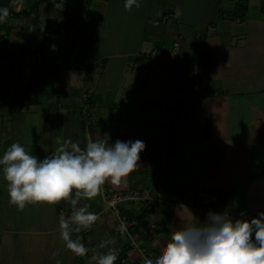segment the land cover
Masks as SVG:
<instances>
[{
    "label": "crops",
    "instance_id": "crops-1",
    "mask_svg": "<svg viewBox=\"0 0 264 264\" xmlns=\"http://www.w3.org/2000/svg\"><path fill=\"white\" fill-rule=\"evenodd\" d=\"M0 1L10 9L0 23V154L20 142L42 159L65 138L84 146L104 132L145 142L122 184L105 182L96 197L79 201L99 216L88 237L71 233L89 249L82 257L59 236V217L71 206L18 209L0 172V264H96L92 257L109 249L115 264H144L189 213L203 221L209 210L244 219L264 211V0H249L237 19L239 0H138L130 9L125 0H68L61 8L43 1L36 11L42 0ZM31 76V102L9 115L10 99ZM107 188L152 198L121 205L136 228L155 225L138 239L143 252L126 263L128 241L116 232ZM199 192L216 201L196 207Z\"/></svg>",
    "mask_w": 264,
    "mask_h": 264
},
{
    "label": "clouds",
    "instance_id": "clouds-1",
    "mask_svg": "<svg viewBox=\"0 0 264 264\" xmlns=\"http://www.w3.org/2000/svg\"><path fill=\"white\" fill-rule=\"evenodd\" d=\"M64 0L56 5L61 8ZM139 6L138 0H125V9ZM8 15L0 8V23ZM141 139L113 141L108 132L89 139L84 146L65 138L55 151L42 159L13 142L0 154V172L6 182L10 204L23 209L29 203L55 205L61 201L71 206V214L59 217V236L65 247L76 256L88 253V247L72 232L90 228L99 216L88 204L77 206L81 199L90 200L105 182L120 185L139 167ZM243 216V213L241 214ZM101 242V247L106 244ZM159 242L154 240L153 245ZM55 255V253H53ZM96 264H115V249L94 255ZM144 264H264V211L251 219L233 218L227 212L209 210L201 221L191 213L182 218L166 244Z\"/></svg>",
    "mask_w": 264,
    "mask_h": 264
},
{
    "label": "built area",
    "instance_id": "built-area-1",
    "mask_svg": "<svg viewBox=\"0 0 264 264\" xmlns=\"http://www.w3.org/2000/svg\"><path fill=\"white\" fill-rule=\"evenodd\" d=\"M181 49V41L178 39L174 41L172 49L167 53L168 57H174L178 55ZM156 52L152 54L155 57ZM87 96H85V108L84 111L89 109V104L87 103ZM152 198L148 193L139 191H118L113 188H107L105 190V202L108 205L109 210L118 217V223L116 225V232L122 236H125L128 241V249L125 251V257L121 259L122 263H126L127 259L132 255L133 252H143V250L138 247V239L140 236L148 232L155 231V225L150 222H142L141 227L136 228V223L134 221H128L121 216V205L124 203H135V202H146L151 201ZM216 201V197L208 192H199L195 198L196 207H206ZM84 237H88L90 228L81 229ZM1 237V234H0ZM120 252V251H119Z\"/></svg>",
    "mask_w": 264,
    "mask_h": 264
},
{
    "label": "trees",
    "instance_id": "trees-1",
    "mask_svg": "<svg viewBox=\"0 0 264 264\" xmlns=\"http://www.w3.org/2000/svg\"><path fill=\"white\" fill-rule=\"evenodd\" d=\"M43 1H47V2H58V0H42L39 2H36L32 9L34 11L37 10L38 5L43 2ZM68 0H64V3L67 2ZM248 2L249 0H239V2L237 3L236 7H235V11L231 14L233 16V18H243L245 16V13L247 11V7H248ZM8 4H6L5 1H0V8H7L8 12L10 11L9 6H7ZM10 69L12 72V75L16 78L20 77L21 72L19 70V68H16L15 63H14V58L10 59ZM37 84H36V80L33 76L30 77L29 81L22 85L20 88V92L17 96L13 97L10 99L9 104H8V113L9 115L13 116L15 114L20 113L23 108L26 106L27 103L31 102V94L33 91L36 90ZM167 139H169L167 137Z\"/></svg>",
    "mask_w": 264,
    "mask_h": 264
},
{
    "label": "rangeland",
    "instance_id": "rangeland-1",
    "mask_svg": "<svg viewBox=\"0 0 264 264\" xmlns=\"http://www.w3.org/2000/svg\"><path fill=\"white\" fill-rule=\"evenodd\" d=\"M0 101H1V98H0Z\"/></svg>",
    "mask_w": 264,
    "mask_h": 264
}]
</instances>
